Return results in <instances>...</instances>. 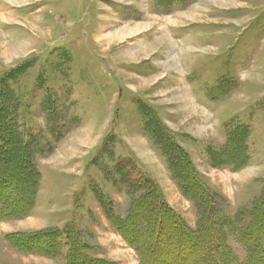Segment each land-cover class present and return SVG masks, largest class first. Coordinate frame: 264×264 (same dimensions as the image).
<instances>
[{
	"label": "rangeland",
	"instance_id": "374dc122",
	"mask_svg": "<svg viewBox=\"0 0 264 264\" xmlns=\"http://www.w3.org/2000/svg\"><path fill=\"white\" fill-rule=\"evenodd\" d=\"M183 78L193 94L205 93L216 104L215 120L201 130L216 144L196 148L184 138L185 149L176 145L213 196L203 209L213 207L212 223L221 228L264 196V0H0V101L8 100L19 130L41 151L33 155L39 181L29 226L21 227L22 219L0 221V264H65L69 248L61 258L12 248L5 236L22 230L52 232L72 225L92 249L98 221L93 214L125 217L149 192L142 185L146 177L166 207L196 230L203 198L196 190L191 199L183 195L178 183L187 165L141 99L185 107V94L165 85L184 83ZM222 122V130L213 132ZM118 132L132 146L140 133L147 138L150 146L143 147L139 162ZM137 180L141 186L134 187ZM154 199L139 208L148 218L157 206ZM199 233L202 250L205 231ZM146 234L136 240L144 251L167 242L164 235L145 246ZM225 237L242 261L245 251L236 237L228 231ZM120 238L124 257L110 262L140 264ZM189 246L183 242L170 254L159 247L147 252L152 255L144 263H184ZM91 249L84 251L89 257L102 253Z\"/></svg>",
	"mask_w": 264,
	"mask_h": 264
},
{
	"label": "trees",
	"instance_id": "16d2710c",
	"mask_svg": "<svg viewBox=\"0 0 264 264\" xmlns=\"http://www.w3.org/2000/svg\"><path fill=\"white\" fill-rule=\"evenodd\" d=\"M142 106L145 108L146 113L147 111L153 113L160 131L170 139L172 138L175 154L177 157H182V163L187 165L186 169L190 173L184 174L185 178L182 177V180H180L182 182L178 183L183 195L191 199L193 196L190 191L196 190L199 192L200 198L203 199L198 204L199 214L197 213V215L199 221L195 231L187 228L181 219L166 207L161 196L155 194L157 188L154 181L146 176L142 185L146 184L149 188L148 193L153 192L154 195H148L147 193L135 200L130 211L120 219H115L109 211H103L105 217L123 240L130 244L136 252L139 263L146 264L144 263V256L150 257L153 250H157L159 247L170 254L175 247L189 241L190 246L185 247L182 254L184 263L178 262L179 264H264V255H261V252L264 251V244L259 243L260 239H264V196L256 201L250 209L239 212L232 223L229 221L227 225L224 223L221 228L219 226L215 227L212 223L213 207L211 211L203 209V207H206L205 199L211 204L213 196L201 181L192 175L194 173L188 165V158L176 145L174 135L164 127L156 112L150 110L143 103ZM11 113L12 107L10 108L8 100L3 99V101H0V221L24 219L31 214L39 181V173L34 166L33 155L39 154L41 151H39L35 139L19 130ZM7 154L11 156L8 155V157ZM14 160H17L18 163ZM21 160L24 163H21ZM181 170L180 168L178 172H182ZM174 172L177 173L176 170ZM140 183L142 182L137 180L133 185L139 187L141 186ZM155 196H157V206L152 212V218H148L147 214L139 208L144 202H149V200L153 202ZM153 203L155 204V202ZM210 204H208L209 207ZM135 226L136 228L132 230L131 227ZM201 230L205 231V240L201 241L205 249L198 250L199 242L203 237L199 233ZM226 231L231 236L233 234L237 242L243 247L245 258L242 261H237L226 245ZM144 233H147V238L142 241L145 246L151 240L156 243L160 242L164 235L167 242L161 246L158 245L157 248L154 247L153 250L144 251L140 246V242L136 241ZM5 239L12 248L22 254L35 253L46 257L61 258L63 248H69L64 255L65 264H113L85 254L84 251L91 248L86 246L87 244H85L86 242L82 237H80L81 240L79 239V235L72 225L64 226L61 230L54 229L52 232L10 233L5 236ZM147 252H152V254ZM161 262L156 264H171Z\"/></svg>",
	"mask_w": 264,
	"mask_h": 264
},
{
	"label": "crops",
	"instance_id": "0c3cea01",
	"mask_svg": "<svg viewBox=\"0 0 264 264\" xmlns=\"http://www.w3.org/2000/svg\"><path fill=\"white\" fill-rule=\"evenodd\" d=\"M183 80H184V83L179 82L177 85L174 82H171L170 84H167L169 82H166L165 85H167V87L170 86L169 89H172L173 91L174 90L176 92L181 91L185 94V97L188 100L187 102L189 103L187 104L183 102L185 107H179V106L176 107L175 105L169 106L170 103L168 102H165L164 104H161V105L160 104L155 105L156 102H150V101L144 100V97L141 98L143 101V104L146 107H148L150 110L156 112L158 118L160 119L164 127L174 135V140L178 144L179 147L184 148L183 146L184 138L193 140L195 142L194 146H196V148L200 146L205 149L207 146L215 145L216 144L214 143L215 140H212L213 138L210 139L209 136L205 134L206 132L201 134L202 132L201 130L207 129V127H205V123L208 122V120L210 123L215 120L217 113L215 114L216 108L213 106H215L216 104H213L214 102L212 101L208 102L207 96L205 93H201L198 96L193 94L191 88L189 87V84L185 81V78H183ZM184 87L185 89L188 90V95L186 94ZM189 107H191L192 109L191 108L189 109ZM196 112H198L197 115L195 114ZM191 113L194 114L192 118H190ZM202 113H204L205 116L204 115L202 116ZM207 116H209V119L207 118ZM190 122H194L195 127H191L190 125H187V124H190ZM222 125H223V122L218 123L215 128L214 127L213 128L211 127V128L213 129V132L215 131L217 132V131L222 130ZM191 128H194V129H191ZM118 133H119L121 140H123V144L127 147L130 153L135 155L137 159L139 158V155L143 153L144 148H147V145L148 147L150 146L148 141L146 140L147 138L143 136V134L141 135V133L139 135V137L141 138L140 142H137L138 144H136L138 145V147L136 145L132 146L131 142H129V144L125 142L124 139H127L129 137L124 138L122 134H120V132ZM137 139L138 138H136V141H139ZM221 140L223 141V137L221 138ZM138 148H143V149H138ZM136 158L135 160L137 161ZM138 162H139V159H138ZM93 215L97 217L98 221H97V224L95 225L96 227L93 228L91 232L92 234L90 236V241L92 245L91 250L100 249L102 251L100 255L96 256V258L98 259H102L108 262L110 261L116 262L120 260L121 262L122 257H124L123 254L125 250L121 249V247L124 246V243L121 240L119 234L114 233L111 230V228L108 226V223L106 222L107 220L103 213L96 211ZM29 218L31 217L22 219V221L21 220L18 221L19 223L22 222V224H20L21 227L29 226L27 224V222H29L30 220ZM16 221L17 220L8 221V222L13 223ZM18 230L20 231V229ZM24 231L25 230H22L21 232H24ZM121 264H135V262L131 260L129 262L127 261Z\"/></svg>",
	"mask_w": 264,
	"mask_h": 264
}]
</instances>
